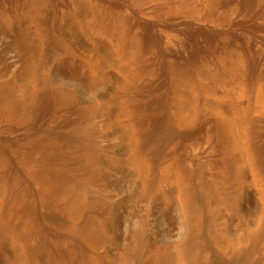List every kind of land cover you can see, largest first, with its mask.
<instances>
[{"label": "rangeland", "instance_id": "obj_1", "mask_svg": "<svg viewBox=\"0 0 264 264\" xmlns=\"http://www.w3.org/2000/svg\"><path fill=\"white\" fill-rule=\"evenodd\" d=\"M44 1L0 0V264H188L182 248L192 220L183 189L215 184L227 166L206 129L186 140L165 126L175 114L173 85L187 115L196 106L211 120L247 108L258 88L264 90V71L260 87L238 70L225 88L215 74L228 63L239 67L245 53L236 46L211 53L193 67L213 95L197 101L188 73L164 77L159 49L188 54L185 31L196 25L225 39L257 36L255 48L262 51L264 0H191L193 6L187 0H57L55 7ZM53 18L60 28L48 34L43 21ZM148 28L157 48L145 43ZM137 66L149 88L125 96ZM37 85L96 115L61 111L38 122L30 103ZM165 97L168 104L157 103ZM55 133L60 141L48 139ZM247 144L237 193L225 205H202L204 264L214 258L246 264L238 251L248 249L249 264H259L264 239L258 244L250 229L264 230V166L260 150ZM71 203L81 206L75 218Z\"/></svg>", "mask_w": 264, "mask_h": 264}, {"label": "bare ground", "instance_id": "obj_2", "mask_svg": "<svg viewBox=\"0 0 264 264\" xmlns=\"http://www.w3.org/2000/svg\"><path fill=\"white\" fill-rule=\"evenodd\" d=\"M44 2L48 3L47 0ZM49 2L50 3L48 5L51 4L52 7H55V5H57V0H50ZM192 2L193 1H191V0H187L188 4H192L191 6H193V3H194V2L193 3ZM255 2H256V0H255ZM249 5H252V4H249ZM45 8H46V6H45ZM51 9L49 10V13L51 12L50 14L52 15L54 13L52 11H54V10H51ZM98 16H97V18H98ZM53 19L54 20H44L43 21L46 24L45 29L48 32V34H55L60 28V24H59L58 20H55V18H53ZM106 22H108V21H106ZM229 22H231V21L229 20ZM100 23H102V22L99 21L98 25ZM239 24L245 25L243 22L241 23V21ZM195 26H194V28H191L189 26L190 29L189 30L187 29L185 31V34L187 36V47H188V51H189V52L187 51L188 54L184 55V54H182L183 52H181V53H176L173 55L172 53L167 52L166 50H163L161 47H160V49L158 48L159 52L161 54V58H162L160 65H162L161 68L164 71L163 73L166 74V75H164V77H166L169 74H170L169 76L173 75L174 76L173 79L170 78L173 81L175 76H177V77L180 76L179 74L181 73V70H182V72L185 71V73H188L187 75L190 76V80H189V81H191L190 86L193 89V93H194V96H195L197 101H199L202 97L204 98L205 96L213 95V90L211 89L209 84H207V82L205 80H203V76L198 71H196L197 68L194 69L193 66L195 64L199 63L200 61H204L203 59H205L206 57H209L210 56L209 54H211V53H214V52L216 53V51L220 52L223 49L233 48L234 46H236L237 48L239 47L241 49V51L243 50V52L245 53V55H243L244 57L240 63V66L237 67V65L235 66V65L229 64L227 62L229 65L227 64L223 69H221V71L216 73L214 80L216 82L222 84L225 88L230 87L231 83H233V81L238 78L237 71L240 70L239 72H241V74L243 72L246 79L247 78L249 79V82H251L250 84L256 85L258 83L257 86H259L260 80H258L259 79L258 77H261L262 75L260 73L264 71V51H263L264 49L262 51H258L255 48V44H256L255 41H256L257 36L256 37L254 36V39L250 40V39H246L245 37H243V35L235 34L233 32L234 34H232L229 39H225L223 36L221 37L218 34H216L215 32L207 30L208 28L207 29L196 28ZM202 26H204V25H202ZM100 27L98 28L99 30L101 29ZM103 27L104 26L102 25V30H103ZM223 27H225V26H223ZM211 30H213V29H211ZM216 32H218V31H216ZM218 33H220V32H218ZM51 40H53V39H51ZM145 40H146L145 43L147 44V46H149V47L151 46V47H155V48L158 47L157 37H156L154 30L152 28H148L147 39H145ZM257 42H258V40H257ZM57 44H59V43H57ZM122 50H124V49H122ZM224 51H226V50H224ZM238 54H239V52H238ZM228 56H229V54H228ZM171 57L173 59H171ZM130 58H133V57H130ZM134 58H136V57H134ZM135 60H134V63H135ZM223 61H224V59H223ZM200 67H201V65H200ZM137 68H138V66H137ZM217 70H218V68H217ZM138 73H139V68L133 74V76L128 81V83L125 85V88L122 91V93L125 96H131L132 94H135V93L140 94V92L143 89H145L147 87L149 88V84L146 85L145 82L142 83V81L139 77L140 74L138 75ZM259 74L261 76H259ZM169 76L167 77V80H168ZM239 77H241V76H239ZM211 78H213V77H211ZM162 79L164 80V78H162ZM261 79H263V80H261V82L264 81V76H263V78L261 77ZM163 80H162V83H159V84L157 83V81H159V80L152 82L150 88H153V87L156 88V87H158V85L165 83V82H163ZM177 80H179V79H177ZM172 81H170V82H172ZM167 82H166V84H167ZM245 82L243 84H245ZM169 84H168V88H169ZM262 84H263L262 86H264V82H262ZM37 86L38 87L35 86L36 88L34 90V95L30 96V98L33 101V102L31 101L30 103H32L31 109L34 111L38 122L46 121L54 113L61 112V111L73 113V114H76L78 116H83V117H87V118H93L96 115V111L90 110V109H83L81 107V105H79L78 101L76 99L70 97L69 95H66V94L62 95L61 93L55 91L50 86H48V87L47 86L41 87L39 85H37ZM136 86H137V88H136ZM173 86H174V90L172 92V96L170 97V94H169L168 98L170 97L171 98L170 100H172L171 102L174 104L175 114H174L173 120L170 116L167 115L168 119L166 118L167 123L165 124V126L171 130L177 129L176 132L178 134L177 133L176 134L181 136L182 138L184 137L186 140L189 138L195 137L198 134L200 135V132L203 133L202 131L204 129H206V131L210 132V136L212 137L213 141L218 145L219 149H221L220 151H222V153L224 154L225 159H226L225 164L227 166V170L225 169V173L223 172L224 174L221 176V178H219V180L217 179L218 180L217 182L215 181V184H212L211 186H208L206 188L205 187L200 188V187L194 185L195 183L193 185L190 184V187H188L186 189L182 186L185 189V190L183 189V191H185L184 196H183L184 204H185L186 208L189 210V214L191 215V220H192V226H191V230H189L190 234H189V237L187 239V244L184 243L186 245L182 248V251L186 252L188 257H189L188 264H204V261H202V259H201V254H202L201 251L204 248V246L206 245V243H208V242H206V236H205L206 233H205V229L203 226V219H204V211H203L204 209H202L203 203H205V201L207 202V200H211V201H214L215 203L218 202L220 204L225 205L228 201L230 202V200H231L230 198H232V195H235L237 193L238 188H239V184L241 182L240 172H241L242 167L245 164V159H246L245 151H244V143H248L253 148L255 147L257 150H260L259 151L261 154L260 159L262 161L261 164L264 166V99H263L264 94L261 93L262 89L258 88V90H260V91L259 92L256 91L253 98H251L252 97V95H251V97H250L251 99L249 98L250 100H249V105L247 108L240 110V111H233L231 116H225L223 113L220 112L216 115V117L214 116L215 118L211 117L213 119H211V120L207 119L206 120L205 116L202 113H200L201 111L197 110L196 106L192 109V113H189L188 115L185 113L184 105L179 101V99H181V98L178 99L177 98L178 96L176 97V93H177V89H178L177 84L175 83V85H173ZM170 87H171V85H170ZM253 88H254V86H253ZM167 91L168 92L171 91L170 88ZM178 92H179V89H178ZM262 92H264V90ZM162 97H164V96H162ZM166 97L163 99L164 101L162 100V101H159L157 103H159V104L161 103L160 105H162V106L165 103L168 104V100ZM157 101H158V99H157ZM162 115H160L161 118H160L159 122L161 120H163V118H164V117H162ZM207 118H209V116ZM157 119H158V117H157ZM170 121H171V123H170ZM161 122H163V121H161ZM173 126H176L177 128H174ZM59 134L58 135L56 134V136H52L53 135L52 134L51 136H48V139L55 142L54 141L55 139L59 140L61 138L60 137L61 135H59ZM52 138H54V139H52ZM46 150H44V151H46ZM48 150H50V149L48 148ZM48 152L50 153V151H48ZM259 152H257V153H259ZM49 153L47 154V152H46L47 156L49 155ZM257 156H260V155L258 154ZM258 161H260V160H258ZM47 167H48V165H47ZM72 178H73V176H72ZM97 178H99V176ZM73 179H75V178H73ZM182 179H184V177ZM187 180H188V178H187ZM77 181L79 182V180H77ZM77 181L75 183H77ZM90 181H92V179H90ZM193 181H195V180H193ZM39 182H41L40 178L37 180V183H39ZM188 182H190V181H188ZM88 184H90V183H88ZM43 188H45V187H43ZM206 204H208V203H206ZM71 208H72V218H75L76 215L78 213H80L77 211L79 210V208H81V206H78L74 203H71ZM250 235L252 236L253 239H255L257 241L258 244H261L260 240L264 239V230L262 229L261 226H258L254 229H250ZM261 247H262V245H261ZM260 248H259V254L257 256V263L264 264V245L261 249ZM248 250H246V251L248 252ZM246 251L243 252L242 250H240V251H238V253H239L238 255H241V257L244 259V262L246 264H249L250 263V261H249L250 256L248 257V254ZM238 255H236V257ZM229 258H226V260L227 259L229 260ZM250 259H252V258H250ZM212 260H211L212 262L210 264H227L228 263V262L223 263V258L222 259L221 258H218V259L214 258ZM229 262H230V260H229ZM205 264H207V263H205Z\"/></svg>", "mask_w": 264, "mask_h": 264}]
</instances>
